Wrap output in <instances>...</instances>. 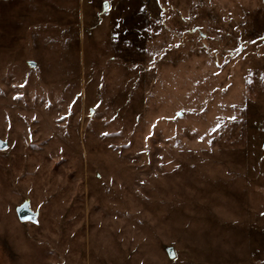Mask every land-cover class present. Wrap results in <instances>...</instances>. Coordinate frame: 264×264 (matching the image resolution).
<instances>
[{"label": "rangeland", "instance_id": "1", "mask_svg": "<svg viewBox=\"0 0 264 264\" xmlns=\"http://www.w3.org/2000/svg\"><path fill=\"white\" fill-rule=\"evenodd\" d=\"M0 139V264H264V0H0Z\"/></svg>", "mask_w": 264, "mask_h": 264}, {"label": "water", "instance_id": "2", "mask_svg": "<svg viewBox=\"0 0 264 264\" xmlns=\"http://www.w3.org/2000/svg\"><path fill=\"white\" fill-rule=\"evenodd\" d=\"M7 144L0 139V149H4ZM17 215L21 221H36L38 212H34L30 207V202L25 201L22 205L16 208Z\"/></svg>", "mask_w": 264, "mask_h": 264}]
</instances>
